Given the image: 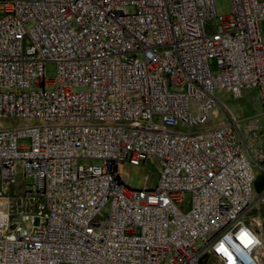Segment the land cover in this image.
Instances as JSON below:
<instances>
[{
    "label": "built area",
    "instance_id": "1",
    "mask_svg": "<svg viewBox=\"0 0 264 264\" xmlns=\"http://www.w3.org/2000/svg\"><path fill=\"white\" fill-rule=\"evenodd\" d=\"M259 21L264 0H0V120L22 121L0 128V264H259L264 126L181 129L215 90L264 112ZM144 160L153 183L127 187Z\"/></svg>",
    "mask_w": 264,
    "mask_h": 264
},
{
    "label": "rangeland",
    "instance_id": "2",
    "mask_svg": "<svg viewBox=\"0 0 264 264\" xmlns=\"http://www.w3.org/2000/svg\"><path fill=\"white\" fill-rule=\"evenodd\" d=\"M212 6L215 15H224L228 9V0H212ZM204 30L209 31L213 28L212 18L205 20L203 24ZM257 29L262 38H264V23L259 21L257 24ZM53 74L52 63H46L43 69V76L45 78H50ZM213 97L216 100L217 105L214 108V113H210L209 119L205 124L200 126H192L189 128L181 127V129L186 131H194L205 127H211L218 123L219 121L225 120V115L223 110H225L233 118H253L260 126H264V112L261 111V107L255 98V89L252 87L243 88L239 91L237 96H232L229 92L225 90H215L213 92ZM22 123V121H12V120H0V128H5L11 125ZM264 161L257 162L253 167V171L256 172L257 179L262 181V186L264 187ZM120 171L125 174V184L127 187L137 188L141 185L142 176L147 177V184L153 183L155 178V163L152 161L144 160L138 166H131L128 164H123ZM14 182L12 184V191L14 194H21L24 187L30 183V176L22 174L19 163H14ZM11 188V187H10ZM255 192V190H254ZM187 196L183 195V201H186ZM264 207V202L259 204L255 210L250 211L249 215H261V210ZM260 239L261 245L259 247L260 263L264 264V217L261 218L260 224ZM211 259H206L204 257L197 261V264H211Z\"/></svg>",
    "mask_w": 264,
    "mask_h": 264
},
{
    "label": "trees",
    "instance_id": "3",
    "mask_svg": "<svg viewBox=\"0 0 264 264\" xmlns=\"http://www.w3.org/2000/svg\"><path fill=\"white\" fill-rule=\"evenodd\" d=\"M262 186V181L260 179H257V175H255L253 180V189L255 191L259 190Z\"/></svg>",
    "mask_w": 264,
    "mask_h": 264
},
{
    "label": "crops",
    "instance_id": "4",
    "mask_svg": "<svg viewBox=\"0 0 264 264\" xmlns=\"http://www.w3.org/2000/svg\"><path fill=\"white\" fill-rule=\"evenodd\" d=\"M13 188V187H12Z\"/></svg>",
    "mask_w": 264,
    "mask_h": 264
}]
</instances>
